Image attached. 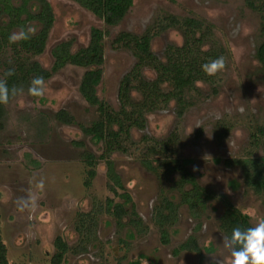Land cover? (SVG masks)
I'll use <instances>...</instances> for the list:
<instances>
[{
  "label": "rangeland",
  "instance_id": "rangeland-1",
  "mask_svg": "<svg viewBox=\"0 0 264 264\" xmlns=\"http://www.w3.org/2000/svg\"><path fill=\"white\" fill-rule=\"evenodd\" d=\"M49 1L55 22L44 53L35 59L50 68L55 44L72 40L77 50L88 43L92 27L106 30L104 72L97 92L114 108L119 106L120 82L136 60L131 50L114 44L115 36L122 31L139 35L162 13L194 16L214 25L216 43L226 53L222 67L213 74L216 93L210 83H200L193 103L181 117L174 102L148 113L145 128L132 130L129 152L111 156L124 189L133 198L141 219L138 226L130 223V214L123 226H118L115 217L105 210L107 198H122L109 189L100 147L81 130L82 125L98 118L96 107L79 92L86 69L67 65L53 73L44 82L43 101L33 99L26 91L11 97L4 106L0 129V230L9 264H52L57 235L71 247L61 264H117L120 260L223 264L228 252L224 248L227 237L219 228L222 203L209 201L198 219L181 205L178 221L170 228V242L163 244L152 214L161 187L168 190L173 180L164 173L159 178L140 159L147 145L159 144L173 134L174 157L189 160L188 168L200 185L226 195L250 216L253 225L264 219V196L244 184L240 167H227L223 162L229 157L264 153V137L260 147L251 140L255 127L264 125V63L255 55L263 40L260 14L246 0H133L124 19L109 26L73 0ZM182 41L180 31L170 29L154 38L152 50L163 58L169 44ZM145 74L155 76L151 70H145ZM59 109L68 111L75 121L64 124L57 120ZM198 129L202 130L200 136ZM224 131L226 134L220 137ZM87 152L97 156L99 163L90 186L84 184L87 167L83 155ZM172 192L178 201L177 191ZM21 197L34 198V206L21 211L17 206ZM90 212H96V233L86 246L88 250L79 253L81 235L76 227L81 214ZM190 235H195L203 248L202 256L192 251L174 255V249Z\"/></svg>",
  "mask_w": 264,
  "mask_h": 264
},
{
  "label": "trees",
  "instance_id": "trees-1",
  "mask_svg": "<svg viewBox=\"0 0 264 264\" xmlns=\"http://www.w3.org/2000/svg\"><path fill=\"white\" fill-rule=\"evenodd\" d=\"M73 1L91 11L109 26L118 25L129 12L133 2V0ZM246 3L260 14V34L263 40L258 45L255 55L260 62L264 63V0H246ZM54 22L55 12L49 0H0V78L6 79L10 88L28 92L30 81L36 76L42 77L45 82L53 73L67 65L86 69L79 84V92L90 105L96 107L98 118L90 125H82L81 130L100 147L102 153L99 158L106 166L109 189L114 195L122 198V201L107 198L105 210L115 217L118 226H123V220L128 214L131 215L130 223L138 226L141 219L135 211L133 198L124 189L122 178L116 171L115 161L111 156L116 152H129L128 143L132 130L145 128L148 113L156 109H165L174 102L176 113L181 117L193 103L200 83H210L212 90L216 93L215 76L207 75L201 70V65L218 58L223 60L226 53L224 47L216 43L214 25L194 16L180 17L171 13H162L139 35L128 31L118 33L114 38V44L131 50L136 60L132 69L120 82L119 106L114 108L101 99L97 92V86L104 72V45L108 32L99 27H92L88 43L77 50L73 49L72 40L55 44L51 49L52 65L46 68L35 57L44 53ZM27 27L35 29L29 39L9 43L10 34ZM170 29L179 30L183 41L181 44H169L165 49L164 57L159 58L152 50V42L156 36ZM9 68L14 69V74L4 77L5 71ZM145 70L153 71L155 76L147 77ZM13 96L11 95L10 98ZM30 96L35 100H44L42 96L37 97L31 94ZM4 106L5 104H0V129L3 128ZM55 118L64 124L75 121L73 115L65 109H59L55 113ZM201 132L202 130L198 129L197 136H200ZM261 137H264V125L256 126L251 133L252 144L255 147H260ZM174 141L175 136L171 134L168 139L159 144L147 145L140 159L146 169L154 172L159 178L164 173L167 179L173 180L168 190L161 187L153 208L152 217L159 229L161 242L169 244L170 228L178 221L181 205H186L191 216L198 219L208 202L214 199L219 200L223 205V211L219 217V228L226 237L237 225L254 226L250 216L236 207L226 195L216 193L198 183L195 175L188 168L189 160L174 157ZM160 153H163L165 157H162ZM83 156L87 167L84 184L90 186L96 175L98 157L91 152ZM223 162L227 167H240L244 184L255 194L264 196V153L229 157ZM120 189L123 191L119 192ZM173 190L178 193V201L174 200ZM95 213L81 214L79 218L76 227L81 235L77 249L79 253L88 250L86 246L96 233ZM53 244L56 253L51 263L61 264L71 247L61 235L55 237ZM182 251H192L200 256L203 254V248L195 235H190L174 249L173 253L178 255ZM134 263L140 264V261L125 263L120 260L117 264ZM0 264H9L8 248L3 241L1 230Z\"/></svg>",
  "mask_w": 264,
  "mask_h": 264
},
{
  "label": "clouds",
  "instance_id": "clouds-1",
  "mask_svg": "<svg viewBox=\"0 0 264 264\" xmlns=\"http://www.w3.org/2000/svg\"><path fill=\"white\" fill-rule=\"evenodd\" d=\"M31 27L21 28L19 32L9 35V43L19 40H27L34 33ZM223 65L222 58L212 60L201 65V70L207 75H213ZM14 74V69L5 71L4 77ZM22 89L10 88L7 80L0 78V104H7L11 95H15ZM28 93L33 96L44 94V81L40 76L34 77L28 86ZM35 200L32 197H21L17 200L18 208L23 211L34 206ZM224 248L228 256L223 264H264V219L258 220L254 226L242 227L237 225L231 229L230 235L224 241Z\"/></svg>",
  "mask_w": 264,
  "mask_h": 264
}]
</instances>
